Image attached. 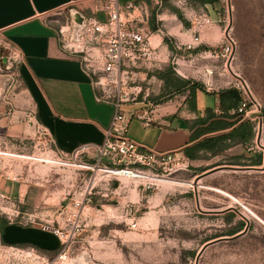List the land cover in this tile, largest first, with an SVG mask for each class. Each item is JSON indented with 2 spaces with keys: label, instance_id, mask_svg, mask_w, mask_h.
Returning <instances> with one entry per match:
<instances>
[{
  "label": "rangeland",
  "instance_id": "1",
  "mask_svg": "<svg viewBox=\"0 0 264 264\" xmlns=\"http://www.w3.org/2000/svg\"><path fill=\"white\" fill-rule=\"evenodd\" d=\"M228 5L230 19L214 23L220 25L221 32L229 26L237 41L232 69L248 81L254 96L264 103V0H228ZM177 7V0H167L162 8L170 12ZM225 7L226 0L216 4L214 11L217 18L218 14L224 17ZM77 9L68 7L57 11L53 14V21L59 26H69ZM221 44L222 40L217 43V48ZM177 58L176 52L172 53L167 65L161 71L157 69L162 72L163 80L153 84L154 91L151 90L148 96L143 94L144 100L138 98V101L146 102V108L154 104L155 110L177 95L174 83L176 75H179L177 70H182ZM207 60L201 59L198 64ZM213 63L222 64L223 61L214 59ZM17 65L16 51L1 45L0 93L7 97L10 107L14 93L19 91ZM226 74L217 76L223 82H215L210 87L220 89L230 86L232 78L228 72ZM194 79L202 82L197 76ZM226 81L229 84H225ZM142 86L145 90L148 85ZM258 131L255 146L264 152V124H259ZM243 151L238 146L228 154ZM54 158L51 143L37 131L34 137L28 136L19 141L0 135V173L9 171L11 176L19 175L30 180V202L23 207L13 201L18 210L33 214L32 217L40 222L55 217L73 193L94 176L92 172L60 166ZM48 159L53 162H48ZM174 164L172 160L168 161L170 167ZM195 165L197 163L189 168L190 171L166 173L163 177L175 183L158 181V187L148 192L137 181L124 179L107 184V178L99 174L95 181L100 188H108L121 197L129 195L131 199L137 198L142 188L153 196L152 204L158 207L140 205L135 214L134 211L130 213L128 207H123L122 204L127 203L113 196L115 194L107 197L96 195L94 205L87 206L82 213L84 229L79 242L72 248L74 254H79L77 264H264V163L252 168L221 165L199 177L194 172ZM158 192L163 194H156ZM144 216L157 224L151 223L155 226L148 228L147 233L152 239L146 243H135L132 236L139 230L132 229L130 222L134 217L141 222ZM240 223H244V228L230 235ZM2 245L0 243V264H29L25 257L9 254L10 250L7 253ZM146 248L150 251L145 252ZM35 250L49 258L58 252Z\"/></svg>",
  "mask_w": 264,
  "mask_h": 264
},
{
  "label": "crops",
  "instance_id": "2",
  "mask_svg": "<svg viewBox=\"0 0 264 264\" xmlns=\"http://www.w3.org/2000/svg\"><path fill=\"white\" fill-rule=\"evenodd\" d=\"M105 1L0 0V46H10L17 53L16 80L17 89H19L14 93L12 107L6 100L7 97L0 93V135H7L19 141L28 136L34 137L38 127L42 126L47 128L53 140L54 149L69 153L83 144H101L104 141L115 106L110 102L96 99L97 92L93 79L85 71L81 59L62 50L58 37L59 25L53 21V14L68 7H77L76 11L104 21L107 18L104 11ZM160 1L159 5L156 0H120L122 5L144 3L149 8H157L154 23L156 29L153 30L150 18L143 23V28L150 33L151 43L158 49L155 66L159 70L163 69L172 53L176 52L182 64L181 72L185 75L177 76L179 79L194 81L197 76L205 85L223 82L218 77L205 76L203 72L204 66L214 64V59L208 56L222 40L221 27L215 23L202 26L195 24L196 19L203 18V15L218 21L219 18L214 11L217 3L203 4L196 0H177L178 7L169 12L162 8L167 0ZM122 15L126 20L133 18V15L125 9ZM197 34L200 35L201 43L195 49H187V44L192 43ZM176 43L181 44L182 48H176ZM205 58H208L206 62L198 64ZM159 70L150 72L143 68L137 71L141 82L148 85L145 88L148 93L151 90L154 91L153 84L163 80L162 72ZM224 83L229 84V81ZM227 87L229 86L220 89L207 88V91L218 92ZM145 93L143 92L139 98L143 99L144 95L146 96ZM143 100L127 103L124 108L131 113H141L146 108V102ZM196 100L195 108V101L189 97V91L178 90L177 95L152 110L154 122L151 126H145L140 118L133 116L130 119L128 136L157 151L175 153L177 158L188 165L185 171H190L189 168L197 163L194 172L199 177L212 171L214 167H217L214 165L224 159L242 154L246 151V147L238 144L217 155L209 151H200V158L191 159L186 154V150L210 135L194 137L198 127L194 126L195 120L205 115L207 107H213L216 112H219L218 96L199 92ZM238 146L243 148L242 153L228 154ZM92 157L88 156V158ZM201 168L206 170L201 172ZM30 188L29 179L21 176L20 180H15L9 171L0 173V193L8 195L22 206L30 202L28 196ZM108 191L102 190L100 196L107 197L111 194L118 196L114 193L115 191ZM145 191L148 192V190ZM145 191L141 188V192L137 193L138 199H131L129 195L121 197L120 194L118 197L127 203H123V207L134 204L135 207H128L130 213L134 211L136 214L140 205L158 207L152 204L153 196ZM19 212L25 216L33 215L21 210ZM148 214L149 212L146 215ZM151 223L157 224L155 220L148 221L146 216L142 218L139 223V232L136 233L138 237L132 236L135 243H146L147 240L152 239L150 233H147ZM154 224L152 226H155ZM0 243L17 247H35L48 253L56 252L60 248V241L53 233L43 230L40 225L12 221L1 211ZM147 251L150 250L146 248L145 252Z\"/></svg>",
  "mask_w": 264,
  "mask_h": 264
},
{
  "label": "built area",
  "instance_id": "3",
  "mask_svg": "<svg viewBox=\"0 0 264 264\" xmlns=\"http://www.w3.org/2000/svg\"><path fill=\"white\" fill-rule=\"evenodd\" d=\"M226 2L225 15L222 17L219 14V23L230 19L228 0ZM156 3L160 5L161 1L156 0ZM124 9L133 15L132 19H124L122 15ZM104 11L107 16L104 21L76 11L68 23L69 26L61 25L58 29L62 50L69 55L79 57L85 71L92 77L97 92L96 99L110 102L115 106L104 141L101 144H83L69 153L54 149L53 140L47 128L38 127V133L46 137L53 147L56 164L72 167L78 171L92 172L93 178L73 193L55 217L42 222L30 215H22L13 199L0 193V211L3 214L21 224L40 225L43 230L53 233L60 241V248L53 258L43 256L35 250L38 249L35 247L2 245L7 253L10 250L9 254L25 257L29 264L79 263L80 259L77 257L79 254H74L72 248L79 242L84 229L81 222L84 209L94 205L96 195H102L104 190L95 181L99 174L102 178H107L105 179L108 181L107 184L111 181L118 183L126 179L137 181L149 191L158 187L159 179L166 176V173L188 169V165L177 158L175 153L157 151L128 136L130 119L133 116L140 118L145 126H151L154 122L152 116L154 104H149L150 107L141 113H131L124 108L127 103L138 102L143 92H146V96L149 95L148 91L144 90L137 71L143 68L150 72L158 69L155 66L158 49L151 43L150 33L143 28L144 21L150 16L149 6L144 3L122 5L120 0H106ZM214 22L211 17L203 15V18L196 19L195 24L202 26ZM200 43V35L197 34L194 36V41L187 44V49H195ZM175 46L182 48L181 44L176 43ZM236 51L237 41L227 26L222 32L221 46L214 49L208 56V58L222 60L223 63L204 66L203 72L209 77L225 76L226 72L231 75L229 87L235 88L240 93L238 111L244 113V118L256 124L258 133L259 124H264L261 114L264 103L254 96L248 81L233 71L232 61ZM177 57L179 64L180 57L178 55ZM192 60L195 59L192 58ZM177 72L179 75L176 76H185L180 70ZM210 85L206 83L208 89H211ZM88 156L93 157L88 158ZM170 160L176 163L172 167L168 165ZM14 179L20 180L21 177L17 175ZM105 190L108 191V188ZM127 207L135 206L130 204ZM130 226L132 229L139 228L135 217L132 218Z\"/></svg>",
  "mask_w": 264,
  "mask_h": 264
},
{
  "label": "trees",
  "instance_id": "4",
  "mask_svg": "<svg viewBox=\"0 0 264 264\" xmlns=\"http://www.w3.org/2000/svg\"><path fill=\"white\" fill-rule=\"evenodd\" d=\"M196 1L203 4H216L220 0ZM156 16L157 8H150L149 18L153 30L156 29V26L154 25ZM166 40L168 39L166 38ZM174 84L180 91H189V97L195 101V108L199 92L209 96H218L219 98V112H216L213 107H207L205 109V115L199 116L194 122V126H198L194 137L198 138L203 135H210L205 136L190 149L186 150V154L191 159L200 158V151H209L213 155H217L224 153L232 146L241 144L246 147L245 152L228 157L214 166H261L264 163V152L258 150L255 146V139L257 135L256 124L252 120L244 118V113L238 111L240 93L235 88L227 87L219 90L218 92H209L207 91L206 85L200 81H186L181 80L178 77L176 79V83ZM261 114L264 118V106ZM200 170L202 172L206 169L201 168ZM243 228L244 223H240L237 227H234L231 230L230 235L240 232Z\"/></svg>",
  "mask_w": 264,
  "mask_h": 264
},
{
  "label": "bare ground",
  "instance_id": "5",
  "mask_svg": "<svg viewBox=\"0 0 264 264\" xmlns=\"http://www.w3.org/2000/svg\"><path fill=\"white\" fill-rule=\"evenodd\" d=\"M47 161L48 162H53L52 159H48ZM159 181H161L162 183H168V184L175 183L173 180L168 179V178H164V177L160 178ZM219 191H222V190H219ZM222 192H224V191H222ZM224 193L228 194L227 192H224ZM230 196L233 197L232 195H230Z\"/></svg>",
  "mask_w": 264,
  "mask_h": 264
},
{
  "label": "water",
  "instance_id": "6",
  "mask_svg": "<svg viewBox=\"0 0 264 264\" xmlns=\"http://www.w3.org/2000/svg\"><path fill=\"white\" fill-rule=\"evenodd\" d=\"M77 18H78V20H80L78 16H77ZM226 167L236 168L235 166H230V165H227ZM237 168H252V167L245 166V167H237Z\"/></svg>",
  "mask_w": 264,
  "mask_h": 264
}]
</instances>
